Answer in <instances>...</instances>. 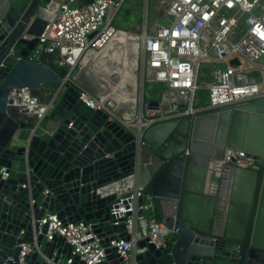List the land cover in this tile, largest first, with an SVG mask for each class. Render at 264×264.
Returning a JSON list of instances; mask_svg holds the SVG:
<instances>
[{
	"label": "water",
	"instance_id": "95a60500",
	"mask_svg": "<svg viewBox=\"0 0 264 264\" xmlns=\"http://www.w3.org/2000/svg\"><path fill=\"white\" fill-rule=\"evenodd\" d=\"M68 1L0 0V264H82L63 238L45 239L46 214L90 225L107 263L125 264L107 247L129 239L131 213L113 212L128 207L121 192L133 178L174 232L159 247L138 240L136 264H264V99L140 131L94 110L79 100L67 70L28 59L43 13ZM47 86L53 105L37 125L8 103L15 90L38 97ZM226 150L253 156L255 169L221 164ZM25 243L36 250L20 263Z\"/></svg>",
	"mask_w": 264,
	"mask_h": 264
},
{
	"label": "built area",
	"instance_id": "2783aa9c",
	"mask_svg": "<svg viewBox=\"0 0 264 264\" xmlns=\"http://www.w3.org/2000/svg\"><path fill=\"white\" fill-rule=\"evenodd\" d=\"M86 1L69 0L56 12L45 11L46 25L36 37L38 42L28 59L40 61L50 56L53 66L70 73L69 84L88 107L108 110L140 131L157 122L232 110L236 105L264 99V0H169L167 23L158 25L153 33L137 35L140 84L153 86L157 107L148 109L141 99L138 112L118 118L114 114L115 102H102L72 74L83 60L94 63L117 34L123 33L113 21L126 0ZM206 68H210L209 76L203 79ZM42 88L38 97H32L28 89L9 95V105L23 114L22 120L37 125L52 108L53 101L48 99L52 93ZM221 164L255 169L253 156L232 150L224 152ZM129 180L124 185L135 182L134 178ZM128 196V207L121 205L113 214L125 218L126 213H131L125 218L129 239L111 241L107 248L116 249L125 264H136L133 258L138 240L146 237L159 247L174 232L154 217L152 199L142 186ZM39 223L47 225V241L54 236L63 238L82 264H108L105 249L90 225L63 222L50 214ZM35 250L34 244H22L20 263Z\"/></svg>",
	"mask_w": 264,
	"mask_h": 264
},
{
	"label": "crops",
	"instance_id": "0c3cea01",
	"mask_svg": "<svg viewBox=\"0 0 264 264\" xmlns=\"http://www.w3.org/2000/svg\"><path fill=\"white\" fill-rule=\"evenodd\" d=\"M84 2V1H81ZM119 30V29H118ZM122 32V31H121ZM124 33V32H123ZM123 33L121 35H123ZM124 36V35H123ZM125 38V37H124ZM107 51L105 50L104 52L100 53L97 57L94 59V63H88V65L80 66L79 71L80 75L78 76V80L80 83L85 85L83 83V80H85V73L87 72L89 74V78H91V81L94 82V94L96 97L99 99L103 100L106 97H113L115 99V102L117 103V108L114 112V114H120L121 111H125V117L128 118L134 112H138V107L139 106V100L142 99L143 104L147 103L151 100H156V95L154 94V89L151 84H142V89L140 91V94L136 92V88L132 87L131 85L124 84L125 77L127 75H133L136 76V67L132 65L131 63L125 64L124 67H111L108 65L101 64L100 58L103 55H106ZM118 81V82H117ZM120 83V84H119ZM145 85L148 86L149 92L151 95H149V98L146 100L144 97V89ZM119 88V93L114 92V87ZM130 86L132 88H130ZM125 88V89H124ZM132 89V90H131ZM47 92H50L51 90L46 88L44 89ZM118 91V90H117ZM114 94V96H112ZM117 100V101H116ZM136 106V109H135ZM115 114V115H116ZM117 116V115H116ZM138 186V183L135 181L134 183H126L123 186V191L121 192L122 196H128L134 188ZM154 217H156L155 211H154ZM138 233L142 232V228L138 226ZM135 252H137L135 250ZM69 261H67L65 258H61V263L62 264H67Z\"/></svg>",
	"mask_w": 264,
	"mask_h": 264
},
{
	"label": "rangeland",
	"instance_id": "374dc122",
	"mask_svg": "<svg viewBox=\"0 0 264 264\" xmlns=\"http://www.w3.org/2000/svg\"><path fill=\"white\" fill-rule=\"evenodd\" d=\"M168 2L169 0H126L123 6L121 7V9L116 14L113 24L119 29V31L122 32L133 33L136 35H140L142 32L153 33L158 25H164L167 23L166 12L168 8ZM124 37L125 36L121 35V33H118L114 41L115 40L123 41L125 40ZM138 42L139 41L137 38L132 37L128 42L129 49L127 51L130 54L133 52L137 54L135 61L132 62L131 64L136 67V76H134V78L136 80V92L139 95L142 87L139 80L140 56L138 55L139 52ZM87 63L88 62L86 60H83L80 66L88 65ZM129 63L130 62L125 59L119 62L118 67L121 66L124 67L125 64H129ZM101 64L104 63L101 62ZM209 70L210 68H206L203 70L202 73L203 79L208 78ZM79 75H80L79 68H76V70L72 74V78L77 79ZM124 82H125L124 84L128 86L125 80ZM119 88L121 87L120 86L118 88L114 87L113 89L114 92L119 93ZM130 88L132 87L130 86ZM42 89H46V87H43ZM50 90L52 91V88ZM86 90L90 94L92 93L91 91H89V89ZM143 94L146 100L149 98V95H151L147 85H145ZM112 96H114V94Z\"/></svg>",
	"mask_w": 264,
	"mask_h": 264
},
{
	"label": "bare ground",
	"instance_id": "6f19581e",
	"mask_svg": "<svg viewBox=\"0 0 264 264\" xmlns=\"http://www.w3.org/2000/svg\"><path fill=\"white\" fill-rule=\"evenodd\" d=\"M121 9V8H120ZM117 28V27H116ZM118 29V28H117ZM122 34V33H121ZM123 35L125 36V40L120 41V40H115L112 45L108 46V48L106 49L107 54L101 56L100 61L102 63H104L105 65L111 66V67H117L119 66V62L123 61V60H127L130 63L134 62L136 59V55L133 53H129L127 50L129 49V45L128 42L130 41V39L132 37L137 38V35L133 34V33H127L124 32ZM125 81L127 84L131 85L132 87L136 88V80L134 78L133 75H127L125 77ZM72 80V79H71ZM85 82H87V84L90 86V88L92 90H94V82L91 81V78H89V74L86 72L85 73ZM84 82V83H85ZM148 84V83H145ZM71 85V84H70ZM73 86V85H72ZM74 87V86H73ZM94 95V94H93ZM95 96V95H94ZM157 98V97H156ZM101 100V99H100ZM157 100V99H156ZM156 100H151V101H155ZM102 102H115V99L111 98V97H106L103 100H101ZM150 102V101H149ZM115 109L114 112L117 108V103L115 102ZM147 104V103H146ZM148 107V106H147ZM149 109V107H148ZM116 114V113H115ZM117 115V114H116ZM120 116L125 117V111H121ZM163 122V121H161ZM155 124V123H154ZM139 185V184H138Z\"/></svg>",
	"mask_w": 264,
	"mask_h": 264
},
{
	"label": "trees",
	"instance_id": "16d2710c",
	"mask_svg": "<svg viewBox=\"0 0 264 264\" xmlns=\"http://www.w3.org/2000/svg\"><path fill=\"white\" fill-rule=\"evenodd\" d=\"M88 1H89V0H88ZM88 1H86V2H88ZM51 59H52V58H51L50 56H44V57H43V61L46 62L48 65H50L51 67L55 68L56 70H61V69L56 68L55 66L52 65V63H51ZM46 88L51 89V87H48V86H47Z\"/></svg>",
	"mask_w": 264,
	"mask_h": 264
}]
</instances>
